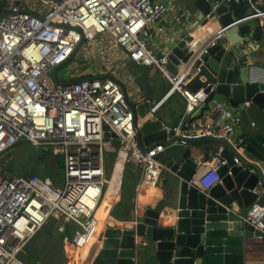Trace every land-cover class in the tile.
Segmentation results:
<instances>
[{"label":"built area","instance_id":"1","mask_svg":"<svg viewBox=\"0 0 264 264\" xmlns=\"http://www.w3.org/2000/svg\"><path fill=\"white\" fill-rule=\"evenodd\" d=\"M208 1L212 2L211 12L195 24L189 12L178 8V21L190 26L186 48L193 55L173 75L168 64L177 40L171 38V50L154 49L155 33L168 36L157 23L168 6L174 7L173 0H0V264L18 262L25 245L51 220L59 223V232L66 224L77 226L72 239L75 250L100 242L101 220L96 213L107 183L104 154L110 141H117L127 155L126 163L141 171L137 197L154 194L161 184L164 166L157 155L165 148L141 147L134 114L117 79L77 74L71 80L57 77L63 84L54 82L52 72L63 69L80 53L84 60L90 54L104 59L118 48L131 61L156 68L170 84L168 96L179 93L188 113L209 104L199 120L164 125L170 138L224 139L239 154H245L247 139L237 135L242 116L212 98L214 88L209 93L206 88L192 93L186 86L199 74L195 64L201 56L230 30L215 19L217 9L224 2L247 5V16L235 18L239 20L235 25L258 21L264 34V0ZM210 25L216 27L209 30ZM203 30L209 33H201ZM106 127L116 138H105ZM23 145L60 152L65 174L62 189L37 175L5 171L4 155ZM235 161L240 164L237 158ZM194 162L196 175L198 172L194 182L200 190L221 183L213 165ZM246 221L264 239V208L254 205Z\"/></svg>","mask_w":264,"mask_h":264},{"label":"water","instance_id":"2","mask_svg":"<svg viewBox=\"0 0 264 264\" xmlns=\"http://www.w3.org/2000/svg\"><path fill=\"white\" fill-rule=\"evenodd\" d=\"M188 1L191 9L201 14L198 20L212 10L211 1ZM236 6L235 2H224L215 12V19L221 26L230 28L228 34L239 21L232 13ZM187 41L189 38L178 42L170 54L168 69L173 75H177L179 65L188 64L192 59L193 54L188 53L186 48ZM82 43L69 61L75 57ZM195 67L200 72L186 89L198 93L206 88L209 93L214 88L212 98L219 97L235 109L251 103L264 113V76L258 75L250 55H240L235 45L227 48L219 43L208 54L202 55ZM58 70L52 72V78L57 84H63L57 80ZM119 84L126 94L125 86L121 82ZM128 103L134 114L141 147L151 149L163 146L165 150L157 155L158 161L164 168L179 175L176 200L171 207L175 215L164 219L161 217L164 206L160 209L149 207L144 209L142 219L136 212L130 229H105L100 245L92 249L88 263L244 264L245 239L262 236L246 218L254 205L264 208V125L246 140L245 154H239L224 139L170 138L163 129V121L154 114L139 125V119L150 114L155 103L151 99L140 103L128 99ZM208 109L209 104L206 103L189 113L186 122L201 119ZM108 130L106 127L105 138H116ZM202 141H211L220 147L218 152H210V156L221 183L204 191L194 182L196 164L190 148Z\"/></svg>","mask_w":264,"mask_h":264},{"label":"crops","instance_id":"3","mask_svg":"<svg viewBox=\"0 0 264 264\" xmlns=\"http://www.w3.org/2000/svg\"><path fill=\"white\" fill-rule=\"evenodd\" d=\"M173 2L174 7L168 6V11L164 18L157 23V25L163 26L168 33V36L155 33L154 49L158 51L171 50V46L173 45L171 44V38L180 42L184 38H187V33L190 30L189 25H186L185 22L181 23L178 21V8L186 12L191 11L190 1L173 0ZM191 15V23L195 24L200 17L199 12L192 10ZM234 18L236 17L234 16ZM216 25L217 28L220 26L219 23ZM258 25V21L245 22L233 29L229 34L227 33L220 43L227 48H230L231 45H235L240 55H250L254 66L258 69L256 70L258 75L264 76V34H256ZM201 33L207 34L209 32L203 30ZM102 60L105 64L104 67H97V69L94 70L87 67L85 64L78 75L85 74L88 77L111 76L125 86L127 98L131 102L140 103L144 99H151V101L155 103L154 106L158 105L157 109L160 106L167 105L168 115L165 120H162L164 125L178 126L187 119L189 113L187 112L186 101L179 93L168 96L170 88L168 87V89L164 91V85L165 82L168 86H170V84L162 75L160 76L164 80L161 85H158L152 71H150L148 67L131 61L124 52L118 48H114L112 53ZM202 80L204 81V78H202ZM127 86H129L130 90L127 89ZM215 99L224 103L219 97H215ZM226 107L231 109L235 114H240L243 118V123L237 130L238 136L248 139L256 129L264 125V113L251 103H247L238 109L232 108L227 104ZM154 112L155 111L152 110L150 115L152 116ZM145 121L144 119H139L138 124L141 125ZM214 121L218 122L219 119H215ZM252 123H255V127L252 126ZM190 148L194 159L198 161L202 160L207 166L213 165L214 167V160L210 156V152H218L220 149L218 145L213 144L211 141H202L192 144ZM124 154L125 153L120 150L117 141H110L107 144V149L104 154L107 183L104 195L97 210V217L102 221L103 226L99 241H101V235L107 228L130 229L133 225L131 209L123 211L122 206L119 208V198L123 190L129 194L134 192L132 201H134L136 205L146 198L136 196L135 190L141 180V171L134 165L127 164V155ZM197 176L198 172L195 179H197ZM170 178L173 179L168 181ZM126 179H128V183H126ZM44 180L50 181L53 185L51 179L47 178ZM178 181V174L164 168L161 184L154 194L165 201L161 212V217L164 219H170L174 214L171 207L175 204L174 187ZM54 187L56 189H62L56 186ZM136 197L137 200L135 201ZM144 206L143 209L149 207L158 208L161 205L158 206L156 202L154 203V207L151 205L146 206V204ZM136 212H138L137 209H135L134 215L137 214ZM71 225L73 227L75 226L71 223L66 224L63 232H59V223L55 220H51L49 224L38 231L25 245L22 252L17 256L18 262L13 264H71L78 251L72 246V239L77 229L76 231L75 229L72 230ZM98 245H100V242L97 243L95 247ZM79 254V258L84 257L82 251ZM89 255L90 254L87 255V260ZM243 255L244 264H264V239H260L256 236L245 239ZM80 263L89 264L86 258L80 259Z\"/></svg>","mask_w":264,"mask_h":264},{"label":"rangeland","instance_id":"4","mask_svg":"<svg viewBox=\"0 0 264 264\" xmlns=\"http://www.w3.org/2000/svg\"><path fill=\"white\" fill-rule=\"evenodd\" d=\"M167 4V2H166ZM216 27L210 25L209 26V30H212ZM86 64L87 67H90L91 69H97L104 67V61L100 58L95 59L91 54L88 56V59L84 60L83 55L80 53V55H77L75 57V59H73L69 64H67L63 69L59 70L58 72V77L61 80H71L72 78L75 77V75L79 74L82 70V67ZM148 69L150 71H152L153 76L155 77L156 81L158 82V85H161V83L163 82L164 79L161 78V74L158 72V70L154 67H148ZM57 78V80H58ZM59 81V80H58ZM169 88H171L170 86L167 85V83L165 82L164 85V91L167 90ZM127 89H129V86H127ZM163 91V92H164ZM170 110H172L171 108H169ZM154 115L159 117L161 120H165L167 115H168V106H160L157 110H155ZM29 147V146H28ZM26 148L24 145L22 147H17L15 149H13L12 151L8 152L6 155H4L3 157V166L5 168V171L7 170H15L13 169L14 167H16L18 170V173H28V171H31L32 168L31 166H34V159L33 157H30V151H25ZM56 151V150H55ZM31 161V162H29ZM57 159L52 156L49 159V162H47V166H46V170H45V176H47V178L51 179V181L53 182V185L59 188H63L65 185V174L64 171L62 169V167H60L59 163H57ZM129 167V166H128ZM16 171V170H15ZM17 172V171H16ZM128 172H129V168H128ZM37 176H39L38 174H36ZM28 176V175H27ZM30 176V175H29ZM41 179L42 177L39 176ZM173 178H170L168 181L172 180ZM44 180V179H43ZM128 179H126V183H128ZM178 186V183L175 185V190L174 193L176 191V188ZM134 192L132 193H127L125 190H123L121 197L119 198V208L122 206L123 211H126L127 209H131L132 211V218H135L134 212L135 209H137L138 211V217L140 219H142L143 214H144V205L146 204V206L151 205L152 207H154V203L157 202L158 206L161 205L160 207H158L159 209L162 208L164 206V202L161 198H159V196L154 195V194H150L148 195L145 200L140 201V203L138 205H136L134 203V201H132V197H133ZM156 208V207H155ZM75 227V228H74ZM72 226L71 225V229L76 231L77 226ZM74 233V231H73Z\"/></svg>","mask_w":264,"mask_h":264},{"label":"trees","instance_id":"5","mask_svg":"<svg viewBox=\"0 0 264 264\" xmlns=\"http://www.w3.org/2000/svg\"><path fill=\"white\" fill-rule=\"evenodd\" d=\"M249 12V8L247 5L245 4H240L237 5L234 9H233V14L237 19H243L244 17L247 16ZM256 34L261 35V28L258 25V27L256 28ZM26 148L25 151H30V157H33L34 161V166H31L32 170L28 171V173L22 174V173H18V170L16 167H14L13 169L15 170H8L9 173H13V174H18V175H22L25 177H29V175H36L38 174L39 176L42 177V179H47V176H45V170H46V164L47 162H49V159L54 156L57 159V163H59L60 167H62V159H61V155L60 152H58L55 148L52 147H34V146H27L24 145ZM22 147V146H19ZM56 150V151H55ZM31 162V161H29ZM63 169V168H62ZM28 175V176H27ZM73 224V223H71Z\"/></svg>","mask_w":264,"mask_h":264},{"label":"bare ground","instance_id":"6","mask_svg":"<svg viewBox=\"0 0 264 264\" xmlns=\"http://www.w3.org/2000/svg\"><path fill=\"white\" fill-rule=\"evenodd\" d=\"M150 117H152L150 114H148L147 116H145V118H144V120H149V119H151ZM125 153V152H124ZM126 154V153H125ZM124 154V155H125ZM124 159H125V157H124ZM98 210V209H97ZM96 216H97V213H96ZM98 218V217H97ZM101 228L103 229V226H102V221H101ZM99 240V239H98ZM95 247V245H90V246H88L86 249H84V250H82V253H84V257H82V258H79V256H80V252L81 251H77V253H76V255H75V257L73 258V260H72V262H71V264H81L80 263V259L82 260V259H85L86 258V261H88L87 260V255L88 254H90L91 253V251H92V249ZM85 263V262H84ZM83 264V263H82Z\"/></svg>","mask_w":264,"mask_h":264}]
</instances>
